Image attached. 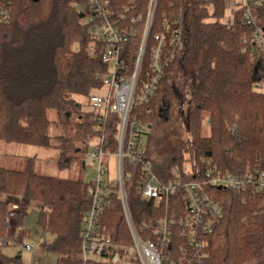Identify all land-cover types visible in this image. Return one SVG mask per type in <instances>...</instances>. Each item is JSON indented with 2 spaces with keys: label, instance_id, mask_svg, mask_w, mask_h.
I'll use <instances>...</instances> for the list:
<instances>
[{
  "label": "trees",
  "instance_id": "trees-1",
  "mask_svg": "<svg viewBox=\"0 0 264 264\" xmlns=\"http://www.w3.org/2000/svg\"><path fill=\"white\" fill-rule=\"evenodd\" d=\"M110 1L115 9L128 2L135 5L132 14L142 15L136 25L141 27L149 0ZM230 2L158 0L143 77L149 70L154 34L162 29L166 19H180L182 46L166 66L151 100L137 112L150 127L148 157L166 179L171 178L174 167L183 170L185 161L195 166L201 154L212 158L224 172H239L247 165L264 169V92L257 89L256 64L244 50L243 42L252 28L242 24L237 8L231 22L221 21ZM2 6L0 0V140L54 147L61 154L59 166L66 167L74 156L80 157L75 152L87 145L93 130L86 117L71 122L64 114L70 108L79 112L82 101L75 98H86L101 85L97 73L104 71L105 66L99 56L91 54V41L72 0H11L8 21L2 18ZM254 12L264 26V2ZM140 38L141 34H136L126 43L125 55L130 65ZM172 71L181 72L185 84L191 78L195 83L188 138L174 152L162 155L154 142L174 112ZM49 111L56 113L55 119L48 117ZM205 122L210 127L208 136L202 133ZM57 123L62 124V132L52 134L50 129ZM108 136L111 148H115L116 125L109 127ZM69 153L73 157H68ZM83 161L84 156L79 161L84 167ZM135 182H127L126 190L134 213L139 215L140 210L153 205L137 197L133 191ZM213 193L224 209V217L207 237L209 245L203 264H264V192L235 193L214 188ZM2 194L41 203L38 223L52 235L42 247L57 255L56 264H81V223L91 203L87 183L37 173L33 158L22 170L0 166V239L6 237L10 227V206ZM174 205L181 203L172 199L169 214L176 211ZM23 217V213L19 215V225H23ZM105 221L115 240H120L121 234L127 237L119 201L107 211ZM179 237L175 235L170 247L175 252L185 243ZM175 252L172 261L180 264ZM11 262L20 263L17 258L0 253V264Z\"/></svg>",
  "mask_w": 264,
  "mask_h": 264
},
{
  "label": "built area",
  "instance_id": "built-area-1",
  "mask_svg": "<svg viewBox=\"0 0 264 264\" xmlns=\"http://www.w3.org/2000/svg\"><path fill=\"white\" fill-rule=\"evenodd\" d=\"M4 21L10 18L11 0H1ZM264 0H239L242 24L252 28L243 38L244 50L256 64L259 82L264 78V26L254 10ZM80 14L81 24L91 41L90 52L101 58L105 70L98 72L101 85L91 90L80 104L78 118L87 119L94 135L92 146L84 157L93 163L87 192L91 203L86 210L80 230L81 264H175L171 247L175 235L185 239L175 253L180 264H203L208 236L224 217V209L214 196L213 189L235 193L264 192V169L247 165L239 172H224L212 158L201 154L195 166L174 167L171 178L161 176L148 157L150 127L143 122L138 108L155 94L166 66L182 46L180 19L165 20L162 29L154 34L155 44L149 55V70L143 77V61L147 42L154 25L158 0H149L141 27L142 15H134L131 2L115 9L110 0H72ZM141 34L135 60L126 58V43ZM116 125L117 144L111 148L109 127ZM117 159V175L109 177L105 157ZM87 159V160H85ZM135 179L133 191L141 200L153 206L136 215L129 203L126 183ZM174 213L169 214L171 200ZM121 204L127 237L115 240L105 218L115 201ZM182 203L184 208L182 210ZM180 214V215H179ZM15 216L9 213V218ZM126 240L127 242H122ZM14 241L7 237L5 244ZM15 258L22 253L36 254V242L23 241ZM17 264V263H8ZM19 264H23L21 261ZM29 264H34L30 262Z\"/></svg>",
  "mask_w": 264,
  "mask_h": 264
},
{
  "label": "rangeland",
  "instance_id": "rangeland-1",
  "mask_svg": "<svg viewBox=\"0 0 264 264\" xmlns=\"http://www.w3.org/2000/svg\"><path fill=\"white\" fill-rule=\"evenodd\" d=\"M235 8H237L239 11L241 10L239 0H232V2L229 3L225 11V15L221 21L231 22L233 19V13ZM260 23L263 24L262 21H260ZM254 76H255L254 81L257 85V89L259 91L264 92V78H262V82H259L258 75L256 74ZM184 79L185 78L181 74V72L172 71V77L170 78V83L172 84V91L175 99L174 112L171 121L168 124H166L164 129L160 130L162 132L156 136L154 142L158 152H162V155L170 154L174 152L176 147L181 142H184L188 138L187 125L190 115V109L192 107V91H193L192 89L195 82L191 78L189 82H186L188 84H185ZM75 99L79 102L81 101L84 102L85 100V98L83 97H76ZM67 110H68L67 115L66 114L64 115L71 122L82 121V119L78 118L80 112L72 108ZM48 117L51 120H53L56 117V113L54 111H49ZM85 117L87 118L86 115L84 116V118ZM50 131L52 132V134H60L62 132V124L61 123L55 124L50 129ZM202 133L205 136H208L210 134V127L209 124H207L206 122L203 125ZM93 135L89 138L87 145L83 147V149H81L77 153L75 152V154H80L79 155L80 157L77 158L75 156L73 157V155L70 153L67 155L68 157L71 156L73 158L71 159L70 163L63 168L59 166V160L61 154L59 150L54 147L43 148L34 145L19 144V143L6 142L0 140V166L11 169L22 170L26 167L29 158H33L34 169L37 173L57 175V176L73 178V179H81L85 183H88L92 172L91 165H93V163L85 159L87 160L88 164L87 166L83 167L79 161L82 158V156L84 157L86 156L88 149L92 146L93 140L91 139ZM105 161L109 168V174H108L109 177L111 179H115L117 175L116 157L114 155L111 156L107 155L105 157ZM184 166L189 167L190 162L185 161ZM13 203H12V207H13ZM21 208L22 207L19 206L12 211L14 212L15 216L18 214L19 217V215L22 214ZM24 211L25 213L22 219L23 225L18 224L19 223L18 217L15 218L11 216L9 218L10 223L13 222L15 225L18 226L17 228L18 230L16 234L13 232L15 235L13 233H10L7 234L6 237L0 239V253H2L8 258H15L17 253L21 250L20 244L26 240H33L36 242L37 245L35 249L36 254L34 256H31V254L27 252H23L20 261L23 264H29L30 262L43 263V264H56L57 255L47 252L42 247V244L45 241V239H47V241H50L52 239V235L49 233H45L43 231V228L38 223L39 213H40L38 203L35 201H30L27 207L24 208ZM24 226L26 227L27 230L24 228ZM7 237H11V238L13 237L14 241H10L8 244H5L4 240Z\"/></svg>",
  "mask_w": 264,
  "mask_h": 264
},
{
  "label": "crops",
  "instance_id": "crops-1",
  "mask_svg": "<svg viewBox=\"0 0 264 264\" xmlns=\"http://www.w3.org/2000/svg\"><path fill=\"white\" fill-rule=\"evenodd\" d=\"M1 198L4 200V201H6L8 204H9V206H10V210H9V213L10 212H12L15 208H17V207H19V206H21L22 208V213L24 214L25 213V211H24V208L25 207H27V205H28V203L31 201V200H29V201H27V200H24L23 199V197H17V196H12V195H7V194H2V196H1ZM14 202V203H13ZM12 203H13V207H12ZM38 203V202H37ZM15 204H17V205H15ZM18 204H20V205H18ZM38 205H39V212L41 211V208L43 207V205L41 204V203H38ZM10 229H8V234H10V233H17V228H18V226L17 225H15L13 222L12 223H10V227H9ZM24 228L26 229V227L24 226ZM27 230V229H26ZM45 233H47L45 230H43ZM13 233V234H14ZM14 234V235H15ZM44 236H45V234H44ZM30 239V238H29ZM45 241H47V239H45ZM44 241V242H45ZM43 242V243H44Z\"/></svg>",
  "mask_w": 264,
  "mask_h": 264
},
{
  "label": "water",
  "instance_id": "water-1",
  "mask_svg": "<svg viewBox=\"0 0 264 264\" xmlns=\"http://www.w3.org/2000/svg\"><path fill=\"white\" fill-rule=\"evenodd\" d=\"M33 1H37V0H33ZM218 188L221 189L222 187L219 186ZM18 257H19V256H17V258H18Z\"/></svg>",
  "mask_w": 264,
  "mask_h": 264
}]
</instances>
